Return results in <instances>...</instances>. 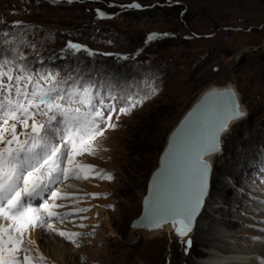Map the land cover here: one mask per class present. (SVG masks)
<instances>
[{"label":"rangeland","instance_id":"obj_1","mask_svg":"<svg viewBox=\"0 0 264 264\" xmlns=\"http://www.w3.org/2000/svg\"><path fill=\"white\" fill-rule=\"evenodd\" d=\"M136 2L144 8L123 7ZM237 21L245 31L219 30ZM25 28L35 45L23 48L29 60L37 59L38 50L56 71H90L93 78L141 96L156 89L131 114L116 120L113 113L119 126L98 140L96 156L77 157L111 173V180L93 174L56 186L66 194L57 201L65 205L58 211L72 215L55 227L82 233L79 247L64 238L72 249L67 264H198L210 248L200 241L202 232L228 233L226 242L240 251L264 237V219L248 212L253 201L264 207L257 197L264 196V0H0V33L11 39ZM153 33L157 36L149 40ZM69 41L95 55H66L62 50ZM124 56L131 58L118 59ZM227 83L236 87L246 116L222 139L210 197L191 244L174 233H137L131 222L168 133L205 88Z\"/></svg>","mask_w":264,"mask_h":264},{"label":"snow or ice","instance_id":"obj_2","mask_svg":"<svg viewBox=\"0 0 264 264\" xmlns=\"http://www.w3.org/2000/svg\"><path fill=\"white\" fill-rule=\"evenodd\" d=\"M123 7L141 5L132 3ZM97 12L100 17L106 15ZM29 31L30 28H25L20 36L11 39L9 33H0V264H46L38 248L33 254L36 241L26 237L34 229L56 233L80 246L76 238L82 233L54 226L53 220L62 223L72 215L57 211L65 207L57 201L66 194L62 195L56 186L70 178L87 180L93 174L111 180V173H103L77 157L96 156L100 150L98 140L108 129L119 126L113 121V113H118L116 120L119 114H131L156 92L152 88L141 96L132 88L121 90L103 79L93 78L90 71L83 69L56 71L43 63L38 50L37 59L29 60L23 52L24 47L35 49L27 39ZM156 36L150 34L148 39ZM62 51L70 56L82 51L95 55L86 46L71 41ZM209 97L216 99L209 104L205 119L178 144L175 140L170 144V148L174 145L176 148L168 161L169 174L157 182V194L149 202V211L140 227L154 231L171 223L181 239L192 231L211 167L203 157L219 151V134L228 129L230 120L246 115L231 89L207 93L206 100ZM35 201L41 202L33 206ZM186 243L190 245L191 240ZM257 260L258 264H264V259L257 257Z\"/></svg>","mask_w":264,"mask_h":264},{"label":"bare ground","instance_id":"obj_3","mask_svg":"<svg viewBox=\"0 0 264 264\" xmlns=\"http://www.w3.org/2000/svg\"><path fill=\"white\" fill-rule=\"evenodd\" d=\"M244 52H246V49H244V51L241 50L238 53V55L236 56V59H239L243 55ZM226 85H231L234 87V85H232L231 83H227L223 86L211 85L208 87L221 88V87H224ZM234 89L236 91V94L238 96L239 103H240L239 93H238L236 87H234ZM240 105H241V103H240ZM241 109L246 113V110L242 107V105H241ZM224 137H225V135L222 136V139ZM222 147L223 146H221V150L217 154H215L214 156L211 157L210 160L212 161V165H213L214 158L222 151ZM213 169H214V165H213ZM212 175H213V170H212ZM74 181H75V179L73 180V182ZM77 186H79V185H77ZM211 188H212V177H211ZM210 192H211V189H210ZM209 197H210V193H209V196L207 198V201H208ZM257 197L261 200H264V196L262 194H258ZM207 201H206V203H207ZM40 202L41 201L33 202V206H38V204ZM206 203H205V206H206ZM259 204H261V203H259L257 201L256 202L253 201L251 203V205H249L248 212H250L249 214L251 215V217H253L255 219H260V216L264 219V207L262 205H259ZM213 208H217V207L214 206ZM253 209L257 210V211H252ZM57 211H58V209H57ZM203 211H204V209H203ZM254 212H256V214ZM200 217L198 218V221L196 223V227L193 230L192 234H196V232L198 230ZM53 223L55 224L54 226H58L57 224H61V223H59V221H55V220H53ZM250 224H252V225L254 224L256 226V224H258V222L256 224L254 222L253 223L250 222ZM261 226H262V228L264 227V225H261ZM168 230H169V227H166L165 230H157V231H153V232L152 231H144V230H135V231L139 234H142L143 236H146V237H154V236H161L163 231L166 232ZM47 233H49V234H47ZM169 233H174V230H170ZM175 235H177V234H175ZM200 235H201L200 241L201 242L204 241L205 244L209 243L210 248L208 250H206V256L202 257L201 260L198 262V264H258L257 257L264 259V237H262V239L259 240V242L256 243L255 245L252 244L251 246H249L248 249H244V250L240 251V250H237V248H238L237 245L228 244L226 242V240L229 236L228 233L219 232V234L217 233V235H215L213 232H205V233L202 232V234H200ZM27 236H30L31 239L36 241V245L33 247V254L35 253V250L38 248L39 252L46 258V260L49 259V257H52V264H67L66 258H67V256H69L72 253L71 252L72 249L67 248L66 244L64 243L63 237L59 236L56 233H50V232H46V231L39 230V229H34L30 233H26V237ZM191 236H190V238H191ZM215 240H217V241L214 242ZM51 241H53V242H51ZM208 241H210V242H208ZM48 252H50L51 254H49Z\"/></svg>","mask_w":264,"mask_h":264},{"label":"water","instance_id":"obj_4","mask_svg":"<svg viewBox=\"0 0 264 264\" xmlns=\"http://www.w3.org/2000/svg\"><path fill=\"white\" fill-rule=\"evenodd\" d=\"M226 89H231L236 94L234 87L231 85H226V86L221 87V88H218V87L205 88L197 96V98L190 104V106L185 110V112L182 114L181 118L178 120V122L174 125V127L168 133L165 144H164V146H163V148H162V150L158 156L157 166L152 170L151 174L148 177V181H147V185H146V191H145V193L141 199L140 213L131 222V228L133 230L150 231L148 229L140 227L139 224L143 222V218L146 216V214L149 211V202L151 200H153L155 195L157 194V192H156L157 182L159 180H163L169 174L168 161L171 159V154L176 148L175 145L173 146V148H170V144H172L173 140H175L178 144L181 141V139L194 128V126H196L199 122H201L205 119V117L208 114L209 104L214 99H216L215 97H209L206 100L205 96L207 93H211L213 91L219 93V92H223ZM236 100L239 103V99H238L237 94H236ZM245 116H243L239 119L230 120L229 124H228V129L226 131L220 132V134H219V151L221 150V146H222V136L226 135L229 132L230 127L234 123L239 122ZM219 151L208 152L203 157V159L206 160L211 166L209 174H208L206 194L204 196L203 204L201 205L199 212L196 216V219L194 221V226L192 228V231L190 233H188V236L184 240H189L190 236L193 233V230L196 227V223L198 221V218L202 215V211L205 207V203L207 201V198L209 196L210 189H211V177H212L213 165H212V161L210 159L212 156L217 154ZM161 191H163V189H161ZM166 227H169V230L166 232H170V230H174L171 223L165 224L162 229H158V230H165ZM154 231H157V230H154ZM163 232H165V231H163ZM174 233L176 234L175 230H174Z\"/></svg>","mask_w":264,"mask_h":264},{"label":"built area","instance_id":"obj_5","mask_svg":"<svg viewBox=\"0 0 264 264\" xmlns=\"http://www.w3.org/2000/svg\"><path fill=\"white\" fill-rule=\"evenodd\" d=\"M240 22L241 21H237V22H234V24L222 26L221 29H219V30H224V31L232 30V31H234L235 29L242 28L240 25ZM216 32H217V29L212 32V35H214Z\"/></svg>","mask_w":264,"mask_h":264}]
</instances>
